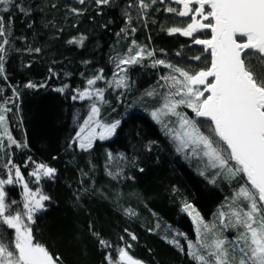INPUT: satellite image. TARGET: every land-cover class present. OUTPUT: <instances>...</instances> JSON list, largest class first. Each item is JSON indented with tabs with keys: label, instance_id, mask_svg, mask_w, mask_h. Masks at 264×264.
Returning <instances> with one entry per match:
<instances>
[{
	"label": "trees",
	"instance_id": "trees-1",
	"mask_svg": "<svg viewBox=\"0 0 264 264\" xmlns=\"http://www.w3.org/2000/svg\"><path fill=\"white\" fill-rule=\"evenodd\" d=\"M26 2L33 7L31 18L12 13L13 33L17 38L14 47L21 51L11 53L6 61L8 79L0 78V89H3L0 102L13 97V88L19 93L18 98H13L15 104H8L12 111L7 113V126L12 136L20 143L26 142L27 147L6 148L0 153V165L10 158L29 180L32 179L27 175L32 170L29 157L57 169L55 179H44L39 185L51 201L37 214L34 226L37 238L53 253L61 255L64 264H105V255L114 249L101 248L88 234L91 223L113 246L122 247L124 241L130 243V255L143 264H193L165 239L166 236L171 239L177 232L185 233L187 239H195L193 224L181 211L182 202L193 203L205 220L215 221L218 210L232 197L236 184L224 180L216 185L209 183L176 152L175 144L156 122L130 106L145 90L156 87L159 77L167 74L168 69L159 65L151 67V59L130 66L131 91L123 97L119 96L121 90L109 89L105 93L110 103L103 106L104 118L122 121L116 134L106 141H97L90 153L75 145L69 146L79 123L77 116L82 120L89 104L87 100H73L75 90L82 89L86 78L99 69L104 70L106 79H112L116 70L113 58L127 51L131 39L155 50L157 59L202 66L203 62L189 59L200 54V46L193 45L190 37L170 35L165 30L183 26L189 18L165 12L169 4L181 8L168 0L148 10L145 27L144 22L136 19L137 9L132 8L133 27L137 31L125 38L117 33L125 27L123 12L129 0H113L102 10H98L93 0H86L85 5L77 0ZM52 4L57 7L53 8ZM69 7L84 8L85 12L75 17L68 12ZM33 20L35 23L29 29L28 24ZM80 35L87 37L83 46L67 43L71 37ZM200 36L208 38V33ZM29 46L40 47L42 51L29 53L25 51ZM29 81L44 86L26 88ZM64 85H68L64 92L56 91ZM96 86L106 87L104 81ZM185 110L191 115V110ZM109 151L128 157L123 164L124 179L113 180L106 175V152ZM140 168L144 171L140 172ZM82 171L88 175H82ZM4 173L6 169L0 167V177ZM82 189L94 190L84 193ZM6 190L11 199H21V186L8 185ZM124 209H132L136 215H126ZM125 229L137 239L132 241ZM226 234L231 237L234 233L228 230ZM121 236L124 241L120 240ZM178 239L186 248L185 237Z\"/></svg>",
	"mask_w": 264,
	"mask_h": 264
},
{
	"label": "snow or ice",
	"instance_id": "snow-or-ice-1",
	"mask_svg": "<svg viewBox=\"0 0 264 264\" xmlns=\"http://www.w3.org/2000/svg\"><path fill=\"white\" fill-rule=\"evenodd\" d=\"M77 2L86 4V0ZM112 2L93 0L98 10ZM172 2L182 7L177 9L169 4L164 11L188 17L189 22L165 30L170 35L190 37L193 45L201 46L200 54L189 59L203 62L202 66L157 59L155 50L131 39L127 51L117 53L113 58L116 70L112 79H106L104 70L99 69L86 78L82 89L75 90L71 98L87 100L89 104L86 116L82 120L77 116L79 123L69 146L75 145L90 153L97 141H106L116 134L122 121L104 118L103 106L110 103L105 93L109 89L121 90L119 96L123 97L131 91L130 66L140 65L146 59H151L153 68L164 66L169 70L167 74L160 76L157 86L145 90L132 105L146 98L156 100L157 106L149 111V115L162 125L175 144L176 152L186 160L196 161L198 174L206 179L210 177V183L224 180L236 184L232 197L221 206L213 222L205 221L191 203L183 201L181 211L192 217L197 239H187L185 233L177 232L171 239L166 236V241L188 256L193 264H264V0ZM157 3L166 4L168 0H129L123 12L125 27L117 36L127 38L137 31L133 27L132 8L137 9L136 19L144 22L146 27L148 10ZM51 6L57 7L56 4ZM13 12L31 18L33 7L26 0H0V78L4 80L8 79L6 61L10 54L21 51L14 47L17 38L13 33ZM68 12L79 17L85 9L69 7ZM34 23L33 20L28 24L29 29ZM201 33H208V38H201ZM86 39L84 35L73 36L67 43L83 46ZM25 51L40 53L42 49L29 46ZM99 81H104L106 87H96ZM43 86L31 81L25 85L26 88ZM67 87L64 85L56 91L64 92ZM12 91V98L0 102V153L13 145L27 147L26 142H18L8 130L7 113L12 111L8 104H15L13 98L19 97L15 88ZM119 102L123 103V100ZM185 109L191 110V115ZM127 161L124 154L106 152V175L113 180L124 179L123 164ZM28 162L32 164V170L27 173L31 180L26 179L21 167L10 158L0 165L6 169L0 177V264H64L61 255L53 253L37 238L34 227L37 214L46 209V202L51 201L39 185L44 179H55L57 169L44 162L32 161L31 157ZM82 175L88 173L82 171ZM32 183L37 186L31 187ZM8 185L21 186L19 201L10 198L6 190ZM93 190L82 189V192ZM124 212L129 216L136 215L132 209H124ZM228 230L234 233L231 237L226 234ZM124 231L132 241L137 239L127 229ZM88 234L101 248L114 249L105 255V264H143L130 255L132 245L124 241L123 236L120 240L124 241V246H113L94 230L91 223ZM181 236L187 240L186 248L178 239ZM73 240H76L75 236Z\"/></svg>",
	"mask_w": 264,
	"mask_h": 264
},
{
	"label": "rangeland",
	"instance_id": "rangeland-1",
	"mask_svg": "<svg viewBox=\"0 0 264 264\" xmlns=\"http://www.w3.org/2000/svg\"><path fill=\"white\" fill-rule=\"evenodd\" d=\"M97 87V86H96ZM155 106H157V101L156 100H154L153 98H151L150 100H144L143 102H139V103H136V104H134V105H132V107H133V109H138V110H140V111H142V112H144V113H146L149 117H150V115H149V111L152 109V108H154ZM151 118V117H150ZM107 120V119H106ZM109 121V120H108ZM155 122V121H154ZM159 125V127H160V129L163 131V133L165 134V132H164V130L162 129V125H160V124H158ZM9 130V129H8ZM188 161V163H190L191 164V166L194 168V170L196 171V173L198 174V171H197V168L199 167V165L197 164V162L196 161H189V160H187ZM204 178V177H203ZM204 179H206V178H204ZM208 182L210 181V177L208 178V179H206ZM219 181V180H218ZM217 181V182H218ZM210 183V182H209ZM211 184H213V183H211ZM217 183H215V185H216ZM20 186V185H19ZM218 186H220V185H218ZM189 203H191V202H189ZM193 206H194V204L193 203H191ZM195 207V206H194ZM196 208V207H195ZM197 209V208H196ZM187 214V213H186ZM188 215V214H187ZM189 216V215H188ZM189 218H190V220H191V222H192V224H193V227H194V231H195V224H194V222H193V220H192V217L191 216H189ZM205 220V219H204ZM205 221H207V222H213V221H208V220H205ZM228 235V234H227ZM197 239V237H196V232H195V239L193 240V241H195Z\"/></svg>",
	"mask_w": 264,
	"mask_h": 264
},
{
	"label": "water",
	"instance_id": "water-1",
	"mask_svg": "<svg viewBox=\"0 0 264 264\" xmlns=\"http://www.w3.org/2000/svg\"><path fill=\"white\" fill-rule=\"evenodd\" d=\"M172 2V0H170ZM174 3V2H173ZM176 4V3H175ZM181 6V5H180ZM182 7V6H181ZM201 47V46H200Z\"/></svg>",
	"mask_w": 264,
	"mask_h": 264
}]
</instances>
